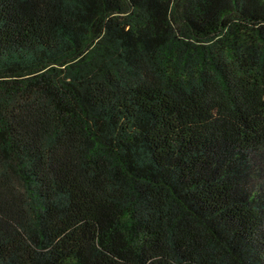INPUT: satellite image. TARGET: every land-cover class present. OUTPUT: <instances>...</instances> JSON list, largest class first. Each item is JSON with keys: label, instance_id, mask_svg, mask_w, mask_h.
<instances>
[{"label": "trees", "instance_id": "obj_1", "mask_svg": "<svg viewBox=\"0 0 264 264\" xmlns=\"http://www.w3.org/2000/svg\"><path fill=\"white\" fill-rule=\"evenodd\" d=\"M0 264H264V0H0Z\"/></svg>", "mask_w": 264, "mask_h": 264}]
</instances>
